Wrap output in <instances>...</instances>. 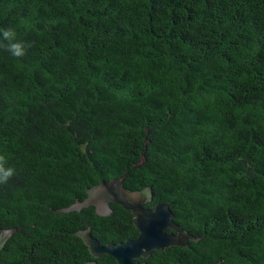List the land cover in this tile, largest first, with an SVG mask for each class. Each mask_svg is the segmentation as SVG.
I'll list each match as a JSON object with an SVG mask.
<instances>
[{
    "label": "trees",
    "instance_id": "trees-1",
    "mask_svg": "<svg viewBox=\"0 0 264 264\" xmlns=\"http://www.w3.org/2000/svg\"><path fill=\"white\" fill-rule=\"evenodd\" d=\"M0 28L25 44L0 49V264H119L75 232L135 238L131 211L65 208L123 174L193 237L148 264H264V0H0Z\"/></svg>",
    "mask_w": 264,
    "mask_h": 264
},
{
    "label": "water",
    "instance_id": "water-1",
    "mask_svg": "<svg viewBox=\"0 0 264 264\" xmlns=\"http://www.w3.org/2000/svg\"><path fill=\"white\" fill-rule=\"evenodd\" d=\"M124 176L126 174L102 180L89 188L85 199L65 208V210H80L92 205L96 213L106 215L112 212L110 202H114L130 210L135 216L134 224L138 235L117 243L110 241L107 244L100 243L92 236L89 228L76 231L75 233L87 246L89 254L94 258L108 254L119 264H148L146 259L154 250H164L175 245L186 246V243L193 237L174 220L170 206L164 202L146 206L145 203L153 199L151 189L129 190L123 184ZM10 233L9 229L0 233V247ZM84 264H97V262L89 260Z\"/></svg>",
    "mask_w": 264,
    "mask_h": 264
},
{
    "label": "clouds",
    "instance_id": "clouds-1",
    "mask_svg": "<svg viewBox=\"0 0 264 264\" xmlns=\"http://www.w3.org/2000/svg\"><path fill=\"white\" fill-rule=\"evenodd\" d=\"M0 49L7 51L16 58L25 55V44L17 39V33L11 28H0ZM15 174V168L8 166L6 156L0 154V185L7 184Z\"/></svg>",
    "mask_w": 264,
    "mask_h": 264
},
{
    "label": "flooded vegetation",
    "instance_id": "flooded-vegetation-1",
    "mask_svg": "<svg viewBox=\"0 0 264 264\" xmlns=\"http://www.w3.org/2000/svg\"><path fill=\"white\" fill-rule=\"evenodd\" d=\"M22 256H24V255H22ZM27 264H28V262H26ZM19 264H23V263H19ZM30 264V263H29Z\"/></svg>",
    "mask_w": 264,
    "mask_h": 264
}]
</instances>
